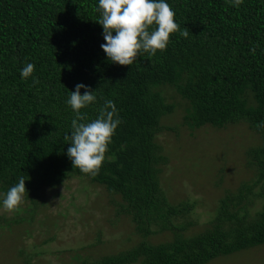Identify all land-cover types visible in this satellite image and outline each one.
<instances>
[{
  "label": "trees",
  "instance_id": "16d2710c",
  "mask_svg": "<svg viewBox=\"0 0 264 264\" xmlns=\"http://www.w3.org/2000/svg\"><path fill=\"white\" fill-rule=\"evenodd\" d=\"M168 3L188 36L177 31L165 50L122 66L101 48L98 0H0V194L23 175L33 216L45 189L89 178L121 197L119 212L142 237L127 250L79 256L75 264H209L264 245V0ZM29 62L35 79L20 75ZM78 83L96 91V102L82 109L89 120L110 99L122 121L96 175L73 168L67 156L74 113L65 101ZM167 86L185 102L190 130L243 121L262 139L248 154L255 180L225 192L199 233L189 231L196 201L172 203L162 184L168 157L157 138L177 106L167 103ZM23 219L0 218V226ZM161 233L170 239L149 240Z\"/></svg>",
  "mask_w": 264,
  "mask_h": 264
},
{
  "label": "rangeland",
  "instance_id": "374dc122",
  "mask_svg": "<svg viewBox=\"0 0 264 264\" xmlns=\"http://www.w3.org/2000/svg\"><path fill=\"white\" fill-rule=\"evenodd\" d=\"M162 92L167 103L177 104L162 118L163 130L157 138L168 157L162 166V184L172 203L196 201L189 231L199 233L209 225L225 192L255 180L248 154L262 139L243 121L225 128L206 125L190 130L184 120L185 102L170 86L162 87ZM119 202V195L89 178L69 177L44 190L33 216L26 214L33 210L28 199L15 211L0 208L1 219L27 217L8 228L0 226V264H75L79 256L117 254L131 248L142 237L131 218L119 212ZM261 205L257 202L255 209ZM170 237L161 233L149 240L158 243ZM209 264H264V245Z\"/></svg>",
  "mask_w": 264,
  "mask_h": 264
},
{
  "label": "clouds",
  "instance_id": "9594fccd",
  "mask_svg": "<svg viewBox=\"0 0 264 264\" xmlns=\"http://www.w3.org/2000/svg\"><path fill=\"white\" fill-rule=\"evenodd\" d=\"M231 2L238 5L241 0ZM96 10L100 13L97 23L102 26L106 41L101 48L113 64L131 66L143 53L156 55L167 48L170 37L177 31L188 36L187 29L180 30L168 0H98ZM34 67L27 63L20 70L21 77L35 79ZM95 92L88 85L78 83L65 101L74 113L71 132L64 136L69 141L67 156L73 168L91 175L99 172L112 137L122 123L110 99L104 101L95 119H88L82 109L96 102ZM26 193V180L21 175L6 193L0 194V208L18 210Z\"/></svg>",
  "mask_w": 264,
  "mask_h": 264
}]
</instances>
